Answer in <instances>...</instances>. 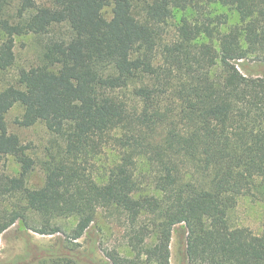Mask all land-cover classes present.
Here are the masks:
<instances>
[{"label": "trees", "instance_id": "1", "mask_svg": "<svg viewBox=\"0 0 264 264\" xmlns=\"http://www.w3.org/2000/svg\"><path fill=\"white\" fill-rule=\"evenodd\" d=\"M107 4L0 0V72L15 62L16 36L42 39L41 62L0 90V161L21 166L18 176L0 173V203L15 194L25 202L0 209V236L18 220L62 232L70 253L48 259L72 263L101 212L133 252L105 249L108 264H172L180 224L183 264H264V221L254 233L229 216L241 196L264 200V76L239 67L264 64V0H113L110 19ZM213 5L239 22L227 25ZM178 12L188 14L166 38ZM15 103L20 125L42 122L53 135L38 188L26 185L36 162L7 126ZM69 218L66 231L57 221Z\"/></svg>", "mask_w": 264, "mask_h": 264}, {"label": "rangeland", "instance_id": "2", "mask_svg": "<svg viewBox=\"0 0 264 264\" xmlns=\"http://www.w3.org/2000/svg\"><path fill=\"white\" fill-rule=\"evenodd\" d=\"M112 1L103 8L102 13L106 19L112 16ZM38 6H50L52 0H34ZM14 8L10 9V13ZM211 14H221L227 20V25L239 22L238 14L229 7L213 5ZM188 12H178L165 25L166 38L173 35L181 15ZM1 36V34H0ZM15 62L13 66L0 72V90L9 85H16V77L20 68L36 65L41 62L42 39L33 34L19 35L15 37L14 43ZM239 67L245 73L264 76V64L252 61L239 62ZM23 114V106L15 103L6 113L5 118L10 132L18 135L22 144L27 146V152L35 160L34 168L26 176V185L30 188H38L43 185L45 172L40 161L46 159V148L50 145L53 135L42 122L31 126H22L19 123ZM111 159L107 154L104 163ZM21 171L20 164L12 157L5 156L0 161V173L9 176H18ZM19 195L15 194L2 200L0 209L10 206H24ZM29 225L40 228L42 225L39 215L30 210L25 211ZM230 220L234 225L249 228L254 233H259L264 221V200L257 199L251 195L241 196L236 206L231 210ZM66 231L75 225L76 220H58ZM183 224L177 225L170 242V261L172 264H183L181 255V243L177 231ZM122 229L114 222L98 212L89 229L76 240L75 252H79L76 262H68L65 259H48L49 253H70L69 247L73 246L67 242L66 235L62 232L54 234H41L26 226L22 220L16 221L0 236V264H108L105 249H115L120 254L133 257V252L126 246ZM94 251V252H92Z\"/></svg>", "mask_w": 264, "mask_h": 264}]
</instances>
